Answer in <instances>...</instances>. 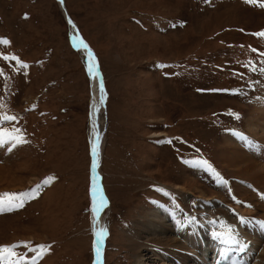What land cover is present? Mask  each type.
<instances>
[{"label":"rangeland","instance_id":"374dc122","mask_svg":"<svg viewBox=\"0 0 264 264\" xmlns=\"http://www.w3.org/2000/svg\"><path fill=\"white\" fill-rule=\"evenodd\" d=\"M65 4L102 74L99 166L109 204L101 262L135 264L130 235L165 206L160 200L169 212L189 211L186 217L201 209L185 192L199 189L209 199L228 193L190 159L208 161L214 178L229 179L234 192L226 204L236 211V189L250 181L228 171L221 154L235 127L254 138L248 120L264 95V37L257 35L264 32V0ZM0 39L10 41L0 43V113L17 118L0 128L26 141L0 146L7 170L0 195L32 194L22 197L23 207L0 210V246L17 245L26 264H93L87 57L57 0H0ZM25 244L50 248L41 258Z\"/></svg>","mask_w":264,"mask_h":264},{"label":"bare ground","instance_id":"6f19581e","mask_svg":"<svg viewBox=\"0 0 264 264\" xmlns=\"http://www.w3.org/2000/svg\"><path fill=\"white\" fill-rule=\"evenodd\" d=\"M59 4L61 5L60 2ZM62 10L65 12L64 7ZM76 39L79 42L78 38ZM80 46L87 57V69L90 61H93L96 66L95 71L98 72L95 78L93 73L89 72L92 89L90 141L92 152V145L96 142L97 134L99 135L98 152L95 157L92 154L91 176L92 183L97 188L93 209L100 210L98 213L94 210L92 212V229L93 251L95 250L93 264H102L101 258L97 261L95 256L97 245L100 250L103 246V240H99L95 233L103 229L105 207L109 204L99 166L103 147L99 110L102 74L93 50L83 44ZM248 127L255 140H247L243 135L232 131L224 138L225 146L221 154L228 171L250 181L247 186L244 185L245 187L242 188L239 185L236 189V211L231 210L229 213L224 203L225 198L209 199L199 189L188 193L184 191L185 195L190 194L189 196H194L196 201L199 200L197 206L204 212L200 211L198 215L189 213L184 217L180 213L167 211L165 206L152 209L147 223L142 225L140 234H131L129 238L130 248L136 255L135 264H217L235 248L243 254L244 258H249L251 264H264V220L260 219L264 218V198L262 197L264 192V95L256 100L255 108L248 120ZM5 169V166H0V180L7 171ZM252 181L254 183H251ZM176 188L186 190L183 186ZM227 188L229 189V186ZM251 189H254L255 197L249 200L239 198ZM101 197L104 201L102 208ZM250 222L254 224V227L250 226ZM229 228L239 241L236 245L224 242L228 239Z\"/></svg>","mask_w":264,"mask_h":264},{"label":"snow or ice","instance_id":"6c2138e0","mask_svg":"<svg viewBox=\"0 0 264 264\" xmlns=\"http://www.w3.org/2000/svg\"><path fill=\"white\" fill-rule=\"evenodd\" d=\"M246 2L256 3L257 0H246ZM60 3L63 4V0H60ZM261 7H264V4H261ZM257 35L264 37V32L259 33ZM0 43L8 45V44H10V41H8L7 39H0ZM80 43H83V41L81 40ZM4 58L8 59V57H4ZM11 59L18 60V58H16V57H11ZM20 66L22 68L28 67V65H26L22 62H20ZM95 67H96L95 63L93 61H90L88 71L90 73H93V78H95V75L98 74V72L95 71ZM161 67H165V66L161 65ZM100 88H101V92H103V84L102 83L100 85ZM2 108H3V105L0 104V109H2ZM237 118H238V116H237ZM16 119L17 118L15 116H9L7 114L0 113V124H2L3 121H12V120H16ZM10 141H14V143H12V145H11L12 147H15L19 143H25L26 142L25 140H23L22 136L15 135L12 132H9L7 130L0 128V146L8 144ZM170 142L171 141H169V143ZM98 149H99V135L97 134L96 142L93 143V145H92L93 157L96 156ZM197 163L201 164L202 166H206L209 170H212L211 165H209L207 161H198ZM94 167H95V164H94ZM51 179H54V178H49V180H51ZM48 182H49L48 180L45 181V183H48ZM96 193H97V188L95 187V184H94L93 188H92V195H93L94 201H95ZM30 195H32V194L31 193H23L20 195H17V194L0 195V210H3L5 207H7L9 210H13V209L18 208V207H23L24 201H23L22 197H26V196H30ZM100 206H101V208L104 206L103 197H101V205ZM93 210L98 213L100 209L94 208ZM104 232H105V229H99L95 233V235L98 237L99 240L102 241L104 238ZM227 235H228V239L224 241L225 243H232V244L239 243V241L233 235L231 228L228 229ZM24 246L26 248H28V250L31 252L39 251L41 258L44 254H46L47 250L50 248V246H44V245H40L37 248H32L31 246H29L27 244H25ZM16 247H18V246L17 245L0 246V264H26L27 259H28L27 254H24L23 256H21L20 254H18L15 251ZM96 258H97V261H100L101 250H100L98 245L96 247ZM32 264H38V261L35 258H33Z\"/></svg>","mask_w":264,"mask_h":264},{"label":"water","instance_id":"95a60500","mask_svg":"<svg viewBox=\"0 0 264 264\" xmlns=\"http://www.w3.org/2000/svg\"><path fill=\"white\" fill-rule=\"evenodd\" d=\"M60 1V0H59ZM65 8V12H63L64 16H65V19L66 21L69 23V25L71 26V29L74 31V33L76 34V36L78 37L79 41H83V45H86L85 41L83 40V38L81 37L80 33H79V30H78V27L77 25L75 24V22L71 19L69 13H68V10L65 6V3H64V0H63V4H61V8L63 7Z\"/></svg>","mask_w":264,"mask_h":264}]
</instances>
